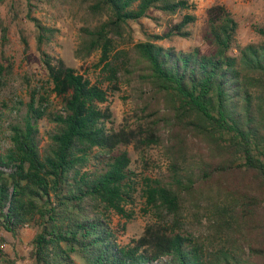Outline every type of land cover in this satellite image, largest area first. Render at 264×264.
<instances>
[{"label": "trees", "instance_id": "1", "mask_svg": "<svg viewBox=\"0 0 264 264\" xmlns=\"http://www.w3.org/2000/svg\"><path fill=\"white\" fill-rule=\"evenodd\" d=\"M62 1L95 22L80 29L74 56L99 52L97 67L106 77L93 84L47 53L58 30L26 13L61 108L47 113L44 98L33 94L9 126L8 146L0 150V230L13 238L26 227L34 230L29 264H264V23L253 26L256 42L241 45L235 18L213 5L202 37L206 53L183 51L158 43L191 37L197 18L189 0ZM0 3L9 17L0 18L3 56L20 18L15 1ZM153 10L177 19L161 34L144 32V41L119 49L131 38V24L159 22ZM19 39L29 49L21 29ZM9 72L0 63V76ZM121 76L149 111L137 131L107 129L113 115L100 107ZM44 116L53 129L41 146L37 123ZM133 141L164 147L169 179H145L143 197L174 228L148 226L120 245L110 214L130 217L125 206L135 173L121 147ZM185 204L203 237L182 225ZM2 243L0 264H14Z\"/></svg>", "mask_w": 264, "mask_h": 264}, {"label": "rangeland", "instance_id": "2", "mask_svg": "<svg viewBox=\"0 0 264 264\" xmlns=\"http://www.w3.org/2000/svg\"><path fill=\"white\" fill-rule=\"evenodd\" d=\"M4 2V0H1ZM9 2L10 0H5ZM15 8L19 11L20 21L11 25L9 32V44L3 49L0 63L9 66L10 72L0 76V150L8 146L9 126L25 114L27 104L31 96L44 98L43 108L47 113L56 112L61 108V100L52 92V85L48 82L45 71L40 63L39 54L35 49L32 39V25L26 21L25 16L29 11L32 17L37 18L42 24L58 30L52 42L44 48L47 53L55 58L63 60L66 66L73 68L78 74L83 75L93 84H102L106 74H102L97 67L99 52L90 57L80 60L75 58L74 51L79 43V31L84 26H94L95 22L86 15L78 5H73L62 0H13ZM197 20L189 27L191 37L189 39H175L173 42L160 41L158 44L164 47L173 46L177 50L187 51L199 48L206 53L202 37L206 32V11L213 5L224 6L238 23V41L241 45L256 42L258 40L253 26L264 23V0H189ZM152 16L159 17L155 23L149 19L141 20V27L131 24L132 32L130 42L126 38L119 49H127L133 43L144 41V32L148 34H161L169 22L175 21L177 17H169L157 11H151ZM0 18L8 20L7 9L0 3ZM19 29L23 30L29 38V49L25 50L19 39ZM103 87L111 88L107 83ZM118 90L109 91L107 102L101 108H108L112 112V123H107V129L111 130H133L137 131L139 126L145 125L146 105L134 96V91L124 77L121 76L117 84ZM108 90V89H107ZM111 90V89H110ZM144 97H147L145 95ZM38 136L41 146L47 141V134L53 129L44 116L37 123ZM162 140L165 141L163 133ZM140 137H138L139 139ZM130 156V168L135 173L134 188L131 202L125 206L129 218L110 214L111 227L116 235L117 243L126 245L131 240L138 239L146 227H172L170 217L156 214L147 206L143 197L145 179L157 180L164 184L170 176L169 160L164 153L163 145H141L139 141H133L127 146L121 147ZM182 225L195 236L203 237L202 227L197 225L192 217V211L187 204L183 206ZM34 236V230L24 228L13 238L9 233L0 230V240H3L1 248L14 260V264H29L27 258L30 243Z\"/></svg>", "mask_w": 264, "mask_h": 264}]
</instances>
